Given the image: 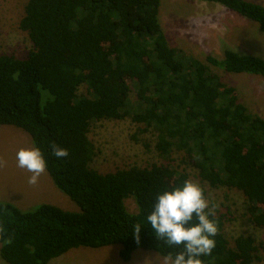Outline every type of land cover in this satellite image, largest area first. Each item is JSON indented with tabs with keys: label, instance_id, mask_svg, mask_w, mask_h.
I'll return each mask as SVG.
<instances>
[{
	"label": "trees",
	"instance_id": "obj_1",
	"mask_svg": "<svg viewBox=\"0 0 264 264\" xmlns=\"http://www.w3.org/2000/svg\"><path fill=\"white\" fill-rule=\"evenodd\" d=\"M202 1L220 3L264 32L262 4ZM159 5L160 0L27 1L19 27L31 49L23 58L0 53V124L29 134L54 185L79 211L47 203L23 211L0 202V225L6 230L0 256L6 263L47 264L80 246L120 245L124 261L138 248L175 255L182 246L158 240L146 219L158 193L188 180L169 163L174 153L210 186L242 191L250 221L264 228V119L248 111L235 88L210 67L264 79V58L225 45L221 58L207 55L204 62L170 47ZM82 85L85 93L79 92ZM125 117L153 131L155 149L167 163L104 173L91 167L92 122ZM53 143L69 156L55 157ZM129 197L135 212L126 208ZM211 219L219 230L211 254L201 257L204 264L260 259L251 236L239 235L231 245L223 215ZM135 224H141L138 239ZM7 238L10 243H4Z\"/></svg>",
	"mask_w": 264,
	"mask_h": 264
},
{
	"label": "rangeland",
	"instance_id": "obj_2",
	"mask_svg": "<svg viewBox=\"0 0 264 264\" xmlns=\"http://www.w3.org/2000/svg\"><path fill=\"white\" fill-rule=\"evenodd\" d=\"M28 0H0V53L25 57L32 47L27 32L19 27ZM264 6V0H250ZM158 19L170 47L182 50L205 62L207 55L221 58L224 46L242 53L264 58V32L257 23L217 2L202 0H160ZM226 85L235 88L238 101L248 111L264 119V79L260 75L230 73L210 66ZM85 93V86L79 88ZM132 99L134 94L131 92ZM88 137L94 146L91 167L99 172L114 171L131 166L145 167L152 163L165 164L155 149V135L144 125L129 117L101 119L92 122ZM33 147L27 132L14 125L0 124V158L6 161L0 167V202H8L20 210L34 209L47 203L68 211H79L77 204L61 192L45 171L36 185L28 183L31 175L17 166L16 153L20 148ZM172 166H177L206 190L209 206L216 205L214 213L223 215V233L229 243L239 235L251 236L259 247V260L251 264H264V228L250 221L248 203L244 193L236 188L210 186L197 176V170L181 162V156L171 154ZM128 211L135 212L132 197L125 199ZM120 245L97 248H71L47 264H164V256L155 251L136 249L128 261L119 256ZM0 264L6 263L0 256Z\"/></svg>",
	"mask_w": 264,
	"mask_h": 264
},
{
	"label": "clouds",
	"instance_id": "obj_3",
	"mask_svg": "<svg viewBox=\"0 0 264 264\" xmlns=\"http://www.w3.org/2000/svg\"><path fill=\"white\" fill-rule=\"evenodd\" d=\"M52 154L57 158L69 156L67 149L53 143ZM17 166L31 175L30 185H36L39 177L46 171V161L39 147L20 148L16 153ZM6 161L0 158V167ZM216 205L209 206L204 188L192 181L185 180L182 185L158 193L146 219L158 240L168 246H182L175 255L169 253L164 264H204L201 257L211 254L215 247L214 237L218 234V224L211 217ZM195 218V222L194 221ZM141 224L133 226V234L138 239ZM5 228L0 225V237ZM10 238L4 243H10Z\"/></svg>",
	"mask_w": 264,
	"mask_h": 264
}]
</instances>
